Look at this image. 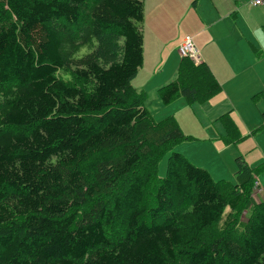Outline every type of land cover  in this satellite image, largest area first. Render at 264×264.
I'll list each match as a JSON object with an SVG mask.
<instances>
[{"label": "trees", "instance_id": "obj_1", "mask_svg": "<svg viewBox=\"0 0 264 264\" xmlns=\"http://www.w3.org/2000/svg\"><path fill=\"white\" fill-rule=\"evenodd\" d=\"M143 2L0 0V264H264V203L248 223L236 214L263 164L238 158L232 184L214 181L175 149V119L153 121L131 85ZM219 91L206 64L181 58L157 95L190 106Z\"/></svg>", "mask_w": 264, "mask_h": 264}, {"label": "rangeland", "instance_id": "obj_2", "mask_svg": "<svg viewBox=\"0 0 264 264\" xmlns=\"http://www.w3.org/2000/svg\"><path fill=\"white\" fill-rule=\"evenodd\" d=\"M252 0H236L239 5L238 17L243 20L244 25L250 23L255 29L254 35L245 39L244 43H255L256 37L261 40L264 46V8L259 6H249ZM197 4V0H185V5L189 7ZM202 6L203 4L199 2ZM185 6H183L184 9ZM144 20L142 23L143 31L147 34L146 27H150L155 21L154 8L151 3H145ZM182 9V10H183ZM181 10V12H182ZM184 18L178 26V23L169 28L167 35L168 42L163 46L161 55L162 71L167 78L176 77V71L180 62V57L175 53L178 43L175 39L183 36H190L187 32L194 29L193 18L194 9ZM181 15V14H180ZM150 17V18H149ZM237 29V28H236ZM116 38L107 35L102 37L98 43L102 49L98 51V64L104 66L101 56L115 48ZM236 41V38H233ZM253 41V43H252ZM149 42H153L152 35ZM92 46H96L95 39L87 44L79 45L74 51L73 59L80 58L92 51ZM254 46V45H253ZM258 49V43H257ZM148 41L145 42V52L147 55ZM260 48V47H259ZM161 69V68H159ZM63 80L68 77L65 73H58ZM238 84L221 83L222 90L216 93L205 103H194L187 105L182 96H177L170 104L163 106L155 95L146 97L145 104L148 103V112L153 121L172 116L178 127L184 134V139L175 144V149L182 152L185 157L196 166L205 169L214 181H223L232 184L234 182V171L236 170V159L241 158L247 166L256 167L262 165L255 173L256 182L250 188L247 196L250 199L248 207H242L236 214L238 223H248L252 210L264 203V129H260L259 113L253 110L260 107L264 101V91H252L257 85L252 70H245L241 74ZM231 102V104H230ZM231 106L235 110H230ZM229 114L234 125L236 137L232 139L227 135L224 125L219 120L220 115ZM229 118V117H228ZM261 121V119H260ZM167 155H162L157 165L156 176L162 178L166 171ZM259 185V186H258ZM261 189V190H260ZM111 232V233H110ZM110 237L118 235L117 227L111 229Z\"/></svg>", "mask_w": 264, "mask_h": 264}, {"label": "crops", "instance_id": "obj_3", "mask_svg": "<svg viewBox=\"0 0 264 264\" xmlns=\"http://www.w3.org/2000/svg\"><path fill=\"white\" fill-rule=\"evenodd\" d=\"M146 2L153 5L155 21L150 27H146L148 30L147 34L142 28V65L131 81V85L136 91L144 92L146 97L152 96L153 99V95L156 94L159 88L175 80L176 77L167 78L163 74L161 66V55L163 52L161 49L168 42L167 35L169 31L167 30L177 23L179 26L192 11L191 8L194 9V29L187 32L190 35L188 37L192 39L197 52L198 62H203L207 65L211 74L219 83L220 90H222L221 83L236 85L241 79L242 72L252 70L257 79V85L252 91L257 90V93L264 91V46L261 40L257 39L258 36H255V43L253 41V44L244 43L246 38L254 35L255 29L249 22L244 25L243 20L238 17L239 5L236 0H197L198 3L192 2L193 4L190 7L188 3L185 5V0H144L143 6ZM199 2L203 5L201 6ZM248 5L251 7L250 3ZM183 6H185L184 9ZM259 7L264 8V6ZM262 22L264 21H260V23ZM150 35H152L153 42H149ZM184 37L175 39L178 46ZM233 38H236V41ZM146 40L149 47L147 55L145 52ZM178 46L174 49L177 55L176 49ZM262 102L260 107L253 108L259 113L260 129H264V101ZM145 106L148 107L149 104L146 103ZM147 107L146 109L148 110ZM230 110H235V108L231 106ZM226 114L223 113L220 117ZM178 152L185 156L182 152Z\"/></svg>", "mask_w": 264, "mask_h": 264}, {"label": "built area", "instance_id": "obj_4", "mask_svg": "<svg viewBox=\"0 0 264 264\" xmlns=\"http://www.w3.org/2000/svg\"><path fill=\"white\" fill-rule=\"evenodd\" d=\"M251 6H264V0H252ZM180 58H187L193 62H198L197 52L193 45L191 37L185 36L176 49Z\"/></svg>", "mask_w": 264, "mask_h": 264}]
</instances>
